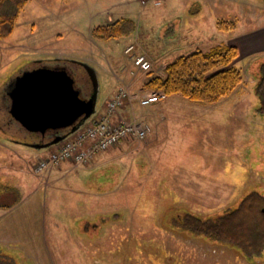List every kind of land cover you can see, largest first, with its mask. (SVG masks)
Returning <instances> with one entry per match:
<instances>
[{"label": "rangeland", "instance_id": "rangeland-1", "mask_svg": "<svg viewBox=\"0 0 264 264\" xmlns=\"http://www.w3.org/2000/svg\"><path fill=\"white\" fill-rule=\"evenodd\" d=\"M122 18L132 19L135 30L112 40L92 37L94 28ZM219 19L236 20L237 30H218ZM262 28L264 0H29L11 36L0 41V125L6 132L9 84L39 61L68 67L84 98L93 88L86 66L93 68L96 115L119 86L120 74L130 79L123 87L132 93L152 94L141 88L147 73L125 53L131 45L159 76L168 63L197 49L243 46L236 66L245 82L214 105L180 96L169 97L174 102L163 111L158 104L135 105L123 119H142L159 138L150 146L144 144L151 136L135 140L142 148L121 159L110 160L121 153L120 143L97 154L98 162L93 157L86 166L73 164L74 170L51 180L46 176L61 164L40 176L28 169L36 185L11 169L0 170V193L8 205L0 264H264V252L247 258L181 225L190 216L236 209L250 194L264 197V110L258 95L264 51L250 53L254 46L244 38ZM2 152L0 165L17 168L13 154Z\"/></svg>", "mask_w": 264, "mask_h": 264}, {"label": "trees", "instance_id": "trees-1", "mask_svg": "<svg viewBox=\"0 0 264 264\" xmlns=\"http://www.w3.org/2000/svg\"><path fill=\"white\" fill-rule=\"evenodd\" d=\"M28 2L29 0H0V41L11 36L20 12ZM237 27L236 20L217 21L220 31L234 32ZM135 28L132 19L122 18L94 28L91 34L97 40H112L123 37ZM239 55L238 48L228 43L215 45L208 51L197 49L168 63L163 76L147 72L142 81V91L163 94L165 98L180 96L205 105L217 104L232 95L245 82L242 69L236 66ZM258 76V95L263 105L261 109L264 110V63ZM135 102L137 101L130 104L142 107ZM127 103L129 102L125 101L119 110L125 109ZM183 221L181 225L186 230L205 236L211 241L234 246L247 258L259 257L264 252V197L257 193L245 197L236 209H226L222 214L204 218L190 216Z\"/></svg>", "mask_w": 264, "mask_h": 264}, {"label": "water", "instance_id": "water-1", "mask_svg": "<svg viewBox=\"0 0 264 264\" xmlns=\"http://www.w3.org/2000/svg\"><path fill=\"white\" fill-rule=\"evenodd\" d=\"M86 70L93 87L88 99L83 97L82 89L63 66L41 65L16 77L7 89L12 120L42 140L49 134L67 132L69 135L78 131L97 112V75L89 66ZM67 135L31 147H50L63 141Z\"/></svg>", "mask_w": 264, "mask_h": 264}, {"label": "built area", "instance_id": "built-area-1", "mask_svg": "<svg viewBox=\"0 0 264 264\" xmlns=\"http://www.w3.org/2000/svg\"><path fill=\"white\" fill-rule=\"evenodd\" d=\"M134 46H129L125 53L130 55L138 71L147 73L152 70V65L145 55H135ZM155 95V96H153ZM165 99V95L151 94L140 96L132 93L127 87L121 88L107 102V111L88 121L84 128L74 134L73 139L65 141L55 151L41 159L34 167L35 174H43L55 169L63 161H70L79 166H86L91 159L101 152L119 145L126 139L137 141L147 140L152 128L142 119L125 120L118 117L119 108L124 102L137 101L142 107H148Z\"/></svg>", "mask_w": 264, "mask_h": 264}, {"label": "crops", "instance_id": "crops-1", "mask_svg": "<svg viewBox=\"0 0 264 264\" xmlns=\"http://www.w3.org/2000/svg\"><path fill=\"white\" fill-rule=\"evenodd\" d=\"M246 42L249 43V48H251L252 46H254L253 48L249 49L250 53H259L261 51H264V28H262L260 31L257 32H253L250 35L244 36ZM252 45V46H251ZM238 49L240 52H242L243 50V46L240 48V46L238 45ZM44 64L42 61H39V65L40 64ZM127 82H130V79L128 77H126L125 75L120 74V77L118 78V85L116 88H113L110 92V96L109 98H111L117 91L118 89L122 88L123 86L127 85ZM138 82H140L138 80ZM144 92V91H143ZM8 97V95H7ZM9 98V97H8ZM169 102H174V99H170L165 98L163 101L157 103L158 104V108L162 109V111L164 109H166L167 105H170ZM10 104V99L6 102L7 108H9ZM155 104V106L157 105ZM106 105L107 103L104 105L103 111H101L98 115H101L102 113H105L107 111L106 109ZM135 105H131L130 102L127 103V105L125 106V109L122 110V112L118 113V117L120 118H124L125 114H127L126 112H131L133 110V107ZM154 106V107H155ZM156 108V107H155ZM135 111V109H134ZM9 119V128L10 131L13 134H10L9 132H6V128H4V125L1 124L0 125V149L3 151L2 153L6 154V151L9 153H12L13 156H11L12 158H15L18 160V164L16 165L17 168H15V164L13 165L12 168H7V166H3L2 164L0 165V170H7V169H11V171H13L14 173H16L18 176H22L24 178V180H28L30 181V183H34L35 181V185H36V179L35 177H30L29 174L27 173L28 169L33 171L35 165L37 162H35L34 165L31 164V161L34 160H39V159H44L46 158L50 152L57 150L58 147L60 145H62L65 141L69 140V139H73L74 138V134H69L67 132L64 133H58L57 135H52L47 137L45 140L39 139V137H37L35 134L31 133H27L26 131H24L17 123L13 122L11 117H7ZM162 122H167V118H164V120H162ZM66 136V138L61 141L60 143L47 147V148H42V149H37V148H33L31 147L32 144H46L49 143L50 141L54 140L57 136ZM31 138H33V140H31ZM159 138V134L158 131L153 130L152 134H151V142L149 141L148 145L144 146H150L154 143H152L154 141V139ZM137 141L133 140V139H126L124 141L121 142V145H119V150H121V153L118 155H114L111 157L110 160L114 161V160H118L121 159L122 157H124V155H130L131 153H136V151H139V148H142V145H140V143H135ZM137 145V146H136ZM139 146V147H138ZM17 147L21 148V149H16ZM47 150L44 151L42 153H34L32 151H39L41 152V150ZM142 150V149H141ZM110 152L112 151L109 150ZM108 152V151H107ZM7 153V154H9ZM113 155V153H109V157ZM126 157V156H125ZM100 158L99 156L97 157V154L94 156L93 158V163L98 162ZM73 164L70 161H63L61 163V166L56 169L53 170L49 175L46 176L47 180H51V178L53 177V175H56L58 173H61L63 170L64 171H72L73 169ZM32 165V166H31ZM24 166L26 167L27 170H25ZM1 177V176H0ZM65 177V175H64ZM45 178V177H44ZM33 180V181H32ZM32 193V191H31ZM31 193H29L28 195H30ZM21 194H23L21 192ZM17 199V198H16ZM14 199V201L17 202V200ZM7 201L6 198L4 197V192L0 193V237L2 235V233L4 232V228H5V224H4V219L6 217V213H7ZM11 209V208H10ZM2 238H0L1 240Z\"/></svg>", "mask_w": 264, "mask_h": 264}, {"label": "flooded vegetation", "instance_id": "flooded-vegetation-1", "mask_svg": "<svg viewBox=\"0 0 264 264\" xmlns=\"http://www.w3.org/2000/svg\"><path fill=\"white\" fill-rule=\"evenodd\" d=\"M59 66H61V65H59ZM63 67H66L65 65L63 66ZM67 68V70H68V67H66ZM69 71V70H68ZM70 72V71H69ZM72 76H73V74L72 73H70ZM90 83H91V81H90ZM92 93H93V91H92ZM92 95V94H91ZM90 98V97H89ZM88 99V98H87ZM53 135V134H52ZM52 135H46V137H45V139L47 138V137H49V136H52ZM41 137V136H40ZM39 139H41V138H39ZM44 139V140H45Z\"/></svg>", "mask_w": 264, "mask_h": 264}]
</instances>
